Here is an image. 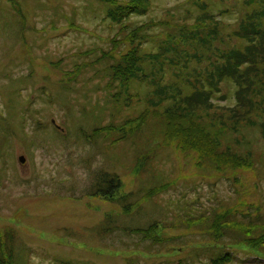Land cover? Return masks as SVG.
Here are the masks:
<instances>
[{"label": "rangeland", "instance_id": "obj_1", "mask_svg": "<svg viewBox=\"0 0 264 264\" xmlns=\"http://www.w3.org/2000/svg\"><path fill=\"white\" fill-rule=\"evenodd\" d=\"M186 1L148 0L149 13L130 19L134 26L158 21L165 25L149 31L156 42L147 43L144 52L159 53L162 38L168 37L169 45L173 44V36L165 34L176 19L174 14H185ZM115 3L120 12L126 0ZM226 6L233 11L228 21L235 25L241 1L228 0ZM107 9L99 0H0V116L13 124L12 128L4 126L0 138V232L13 229L18 234L19 264H211L208 248L213 237L193 224L186 229L178 224L179 217H197L225 204L232 210L243 203L264 207V160L256 157L264 154V140L257 130L242 129L253 144L255 165L249 162L240 166L242 169L220 173L211 165L201 166L193 150L179 147L187 138L211 149L220 146L221 132H239L240 122L226 120L229 106L237 105L235 90L229 87L223 92L226 100L221 95L212 107L205 102L200 109H188V116L198 121L188 136L180 120H173L166 133L163 120L151 115L144 131L129 141L114 144L116 135L112 133L91 140L97 128L136 120L147 106L160 112L167 107L166 103L158 108V104L146 103L147 84L131 89L143 95L131 107L112 105L113 91L119 88L109 89L106 68L119 60L127 47L122 42V24L109 19ZM116 39L122 48L114 52V61L108 62L104 53H112ZM180 42L190 48L188 39ZM156 77L154 86L160 89L151 92L153 101L181 104L173 75L163 72ZM19 113H23L25 127L22 120L13 119V114ZM202 119L221 128L211 145L205 141L208 137L201 135L200 129L207 132L199 123ZM0 125H5L2 118ZM149 151L153 160L144 170L142 164L136 171V157ZM21 156L25 163L20 162ZM100 169L120 175V194L134 192L135 199L141 201L139 208L126 215L113 200L89 196ZM164 184L170 185L161 188ZM150 192L154 198H149ZM107 216L111 223L106 228L119 229L100 235L98 227ZM154 221L163 226L155 236L166 242L165 246H152L125 232ZM178 237L180 242L175 239L176 243H171ZM238 249L234 264H264L260 245L246 243ZM256 255L262 258L256 259Z\"/></svg>", "mask_w": 264, "mask_h": 264}, {"label": "trees", "instance_id": "obj_2", "mask_svg": "<svg viewBox=\"0 0 264 264\" xmlns=\"http://www.w3.org/2000/svg\"><path fill=\"white\" fill-rule=\"evenodd\" d=\"M99 1L108 6V18L122 24L121 27L125 31L122 34V38H124L122 42H126L127 50L120 54L119 60L114 61L116 57L114 52L122 48L117 39L113 40V48L115 46L116 48H112V53H104L103 56L108 62L114 61L106 68L109 79H111L109 89L119 88L113 91L116 93L113 94L112 105L115 108L131 107L135 100H142L143 96L142 93L131 91V89L137 85L147 84L149 91L144 98L146 103L149 105L151 103L158 104L156 108L166 103L167 107L160 112L157 109L151 110L147 106L136 120H131L121 126L111 124L97 128L94 131L96 134H93L90 139L96 141L106 133H112V135H116L113 138L114 144L129 141L133 136H139L144 131L151 115L163 120L166 133L167 131L169 133L173 120H180L183 133L188 136L190 132H193L198 121L194 122V117L188 116L186 112L191 111L194 106L200 109L205 102L210 103L212 107L215 99L221 97L224 90L228 89L226 87H229V89L235 90L237 105L229 106L227 111L230 113L226 120L231 121L232 118L233 121L240 122L242 127L239 132L234 129L221 132L220 138H218L220 146L213 145L214 147L212 146L211 149L200 143L197 144L193 140L189 141L187 138L181 143L177 141L179 147L193 150L197 154L198 163L201 166L211 165L216 173L230 168L242 169V167L248 166L249 162L254 166L256 160L252 149L253 144L246 140L242 129L257 130L264 140V0H231L241 1V6L237 8L240 19L235 25L228 21L229 17L233 16V11L226 6L228 0H187V3L184 4V15L180 17L179 14L171 13L176 19L165 36L172 35L173 44L169 45L168 37L162 38L158 44L159 53H150L148 50L144 52L143 49L147 43L156 42L152 41L156 36L151 35L149 31L155 30L157 26L165 25L160 23L161 21L140 23L135 26L130 22V19L135 15L144 17L149 13L150 6L145 4L148 3V0H126L120 12L117 11L115 5L117 0ZM219 5L222 7L221 9L217 8ZM212 7L217 9V13L213 12ZM181 38L189 40L190 48L180 42ZM194 40L195 43H193ZM81 67L84 66L81 65ZM81 67L78 69L81 70ZM163 72L172 74L177 80L173 84L181 91V94H178L181 104L175 106L172 104L171 106L168 105V101L164 102L163 100L161 104L153 101L151 92L154 89V92L157 91L156 89H160V87L154 86L155 81H158L156 75ZM151 86L152 90H150ZM225 96L227 97V95L222 97L226 100ZM15 117L17 120H22L25 127L26 120H24L23 113L21 115L20 113L13 114L14 121H16ZM195 117L198 116L195 115ZM0 118L5 122V125H0L1 138L4 126L12 128L13 124L11 122L8 124L7 117L0 116ZM207 122L204 119L199 120V123L204 126L203 129L207 130L203 134L200 129L201 135H206L208 138L204 140L210 144V142H214L213 140L221 128L210 126V124H206ZM240 136H244L245 140L243 141ZM22 137L26 138V135L23 134ZM139 156L135 159L136 171H139L142 164L144 165L142 170H144L153 160L150 151ZM257 156L260 157V161L261 158L262 161L264 160V154ZM94 178V185L88 190L89 196L113 200L122 207L126 215H130L134 208H139L141 201L135 199L134 192L129 195L120 194L123 188L120 175L110 170L100 169ZM168 185L170 184H164L161 188ZM151 191L153 192V190ZM152 192L148 194H151L150 199L155 195ZM245 208L246 210H244ZM232 209L225 204L221 209H212L213 212L201 213L197 217L189 218L188 214V217L185 218L179 215L178 224L185 225L188 230L190 229L189 224H193L194 228L201 233L213 237L210 242L214 243L212 247L208 248L209 254H212L210 256L211 264H234L237 254H239L236 250H239L240 245L246 243L260 245L263 248L261 253H264V207L261 204L243 203L238 206V209ZM110 223L111 217L107 216L106 221L98 227L100 235L114 234L119 229L117 226H113L111 230L106 228ZM162 228L160 222L154 221L147 227H133L125 232L140 236L144 242L146 241L152 246H165L167 243L155 236L156 232L161 233ZM18 237L13 229L4 232V234L0 232V264H19L22 261L16 244ZM171 240H173L171 243L175 241L178 243L181 241V237ZM185 243L188 242L182 241V244ZM255 258L262 257L256 255ZM25 264H29V261H26Z\"/></svg>", "mask_w": 264, "mask_h": 264}, {"label": "water", "instance_id": "obj_3", "mask_svg": "<svg viewBox=\"0 0 264 264\" xmlns=\"http://www.w3.org/2000/svg\"><path fill=\"white\" fill-rule=\"evenodd\" d=\"M54 123H55V122H54ZM19 160H20L21 163H25L26 158H25L24 156H21V157L19 158Z\"/></svg>", "mask_w": 264, "mask_h": 264}]
</instances>
